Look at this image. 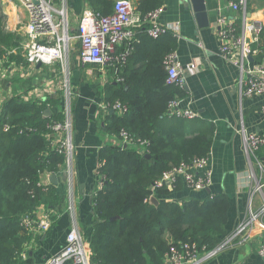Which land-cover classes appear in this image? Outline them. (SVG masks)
Masks as SVG:
<instances>
[{"label":"trees","instance_id":"16d2710c","mask_svg":"<svg viewBox=\"0 0 264 264\" xmlns=\"http://www.w3.org/2000/svg\"><path fill=\"white\" fill-rule=\"evenodd\" d=\"M114 1L85 0L101 15L112 12ZM163 2L139 0L135 5L145 15ZM147 28L148 24L141 27L131 54L118 70L112 69L115 79L102 90L104 103L119 102L127 110L119 113L116 109L104 120V131L115 142L98 152L102 187L92 192L91 231L86 232L87 225L81 224L91 264H163L173 245L189 242L209 251L229 233L225 228L229 202L224 194L167 200L172 191L184 188L178 179L172 189L163 185L155 191L157 203L150 201L151 186L163 171L208 156L213 129L192 125L189 117L167 114L170 101L186 97L184 88L165 83L163 59L175 50L176 38L171 31L154 38ZM261 39L257 62H264V31ZM20 41L5 29L0 8V65L14 62L26 69ZM136 56L142 58L139 65L134 64ZM26 83L23 95L12 92L0 105V264H32L28 248L33 232L23 219L44 207L53 212L51 229L57 222L58 206L65 204L54 185H38L42 173H56L64 162L62 155L50 149L47 128L52 119L62 118L60 98L26 100V91L36 87ZM46 108L51 111L48 116L43 114ZM5 124L8 131L2 129ZM122 130L128 142H123Z\"/></svg>","mask_w":264,"mask_h":264},{"label":"crops","instance_id":"0c3cea01","mask_svg":"<svg viewBox=\"0 0 264 264\" xmlns=\"http://www.w3.org/2000/svg\"><path fill=\"white\" fill-rule=\"evenodd\" d=\"M133 1L136 3L139 0ZM54 4L59 7L60 0H54ZM249 4L250 18L264 23V0H249ZM205 5L209 19L207 27H198L188 0H164L162 11L157 18V22L168 27L175 36V51L181 64L187 66L195 62L198 65L197 71L186 72V97L178 101L179 109H189L196 115L189 118L190 124L201 128L211 126L213 129L209 151V165L212 168L209 192L181 188L172 191L167 200L202 198L208 193L224 194L229 202L225 228L231 232L248 215V200L255 181L252 173L259 175V167L262 168L264 181V145L255 151L254 157H248L242 149V135L239 131L243 124L248 132H264V112L260 110L264 94L253 97L239 96L236 84L237 67L220 55L212 27L220 6L222 12L229 11L224 9V2L219 4L216 0H205ZM0 7L5 15V28L20 37V47L25 40L24 23L27 20V11L16 0H0ZM66 7L70 33L74 34L78 30L81 15L85 10L91 9L85 0H66ZM140 29L141 27L135 29L131 45L138 41ZM127 45V42H122L117 51H123ZM78 46V41L74 40L70 60L71 83L75 90L72 107L76 147L75 197L80 228L83 222V225H87L86 232H90L93 223L91 197L100 178L97 173L98 152L105 144L115 142V138L104 131V120L110 109L104 107L107 103L102 100V90L104 84L114 81L115 77L112 67H87L81 64L77 58ZM134 62L139 65L142 58L136 56ZM59 69L58 63L40 68L29 66L26 69H8L7 74L11 77L5 81L1 79L3 73H0V99L12 92L23 95L22 91L27 87L26 82L47 93L45 97L59 98ZM16 78L20 80L17 81ZM50 175L48 172L41 174L42 184L54 185L56 192L65 202L66 190L62 171L55 173V183L50 182ZM263 197L264 189L261 193L254 194L252 208L255 212H258ZM58 208L60 211L56 209V224L47 233H34L32 236L28 248L32 264H47L48 259L65 244L66 233L70 227L69 217L64 203ZM260 217V221L254 225L255 231L249 242L241 246L232 245L202 264H264V259L257 252V246L263 241L261 236H264V214ZM81 230L83 231V228ZM84 240L88 246L89 242L85 238Z\"/></svg>","mask_w":264,"mask_h":264},{"label":"built area","instance_id":"2783aa9c","mask_svg":"<svg viewBox=\"0 0 264 264\" xmlns=\"http://www.w3.org/2000/svg\"><path fill=\"white\" fill-rule=\"evenodd\" d=\"M27 11V20L24 23L25 40L19 47L20 52L27 62V67H40L58 63L60 66V112L61 120L52 119L47 128L50 131L49 146L64 158L60 166L65 183V210L68 213L70 227L66 233L65 244L53 256L47 264H91L89 248L83 238L80 228L75 197L76 167H75V143L73 127V99L75 90L71 83V52L72 42L78 41L77 58L81 64L112 67L118 70L127 60L132 48L135 29L148 24L147 33L156 38L170 31L168 27L157 22L162 7L140 15L136 10L133 0H115L110 14L101 15L92 10H85L79 19L76 33H70V23L66 7V0H60V6L56 7L54 0H16ZM219 4L224 2V9L218 8L217 17L212 24L214 35L218 41L220 55L237 67L238 76L236 84L240 97H253L264 94V62H257L253 58L260 53L262 45L261 34L264 31V23L261 20L251 19L249 16V0H216ZM127 42L123 51H117L122 42ZM15 50V49H14ZM12 50V51H14ZM11 51H9L10 53ZM252 57L253 60H250ZM166 71L165 83L184 88L186 84V72L197 71L198 65L191 62L183 66L178 59L176 51H171L163 59ZM39 67V68H40ZM6 69H21L11 62ZM121 78H117V81ZM38 87L32 88L24 95V99H46ZM179 100H172L167 107V114L178 117L193 118L196 115L189 109L181 110L178 107ZM2 99H0V105ZM106 109L118 110L122 113L127 110L119 102ZM264 112V102L260 106ZM242 122V120H241ZM3 131L10 127L4 125ZM239 131L242 135V149L251 157L255 151L264 145V132H248L241 124ZM123 142H128L125 131H121ZM256 160V159H255ZM259 175H254L253 186L248 200V215L245 220L229 232L213 249L207 251L205 247L199 248L195 243H183L180 246L173 245L165 255L163 264H202L214 257L219 252L234 245V241L244 244L249 242L255 231V223L260 221L264 214V197L260 208L255 212L252 208L253 196L264 189L262 168ZM212 168L209 165V154L198 157L191 162H181L172 169L163 171L162 176L154 181L151 186L152 196L158 188L166 185L172 189L178 179L183 187L192 191H204L210 183ZM38 185H47L40 183ZM102 187L99 180L96 188ZM151 196V197H152ZM53 212L44 207H39L33 212V216L23 219L25 227L34 233L45 234L52 223ZM257 246L258 254L264 259V236ZM25 254H23V257Z\"/></svg>","mask_w":264,"mask_h":264},{"label":"water","instance_id":"95a60500","mask_svg":"<svg viewBox=\"0 0 264 264\" xmlns=\"http://www.w3.org/2000/svg\"><path fill=\"white\" fill-rule=\"evenodd\" d=\"M189 1V7L191 8L192 12L194 13L197 25L199 28L207 27L209 25V19L207 14V9L205 5V0H188ZM250 60H252V57H249ZM40 67V63H37L36 68ZM50 109L46 108L44 110V116L50 115ZM110 113H113V109L109 110ZM148 156V155H147ZM56 175L55 173H51L50 175V182L56 181ZM207 192H209L208 188L206 189ZM150 201L152 203H157L158 200L155 196H152L150 198Z\"/></svg>","mask_w":264,"mask_h":264},{"label":"rangeland","instance_id":"374dc122","mask_svg":"<svg viewBox=\"0 0 264 264\" xmlns=\"http://www.w3.org/2000/svg\"><path fill=\"white\" fill-rule=\"evenodd\" d=\"M1 8V7H0ZM1 12H2V8H1ZM6 29V28H5ZM85 66H87L88 64H84ZM87 67H91V66H87ZM84 68V67H83ZM0 73H3V74H1L3 77L1 78V79H4V81L5 80H7V79H9L11 76H9V74H7L8 73V69H6L5 68V66L4 65H0ZM57 79H61V75H60V78L57 76ZM58 80V81H59ZM242 244L241 243H239V242H237V240H235L234 241V246H241ZM224 251V250H223ZM222 252V251H221ZM220 253V252H219Z\"/></svg>","mask_w":264,"mask_h":264}]
</instances>
